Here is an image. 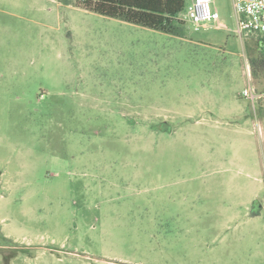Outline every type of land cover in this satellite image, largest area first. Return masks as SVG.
Here are the masks:
<instances>
[{"label":"rangeland","instance_id":"obj_1","mask_svg":"<svg viewBox=\"0 0 264 264\" xmlns=\"http://www.w3.org/2000/svg\"><path fill=\"white\" fill-rule=\"evenodd\" d=\"M215 5L223 25L177 35L0 0V264H264V77L245 48L264 32Z\"/></svg>","mask_w":264,"mask_h":264},{"label":"trees","instance_id":"obj_2","mask_svg":"<svg viewBox=\"0 0 264 264\" xmlns=\"http://www.w3.org/2000/svg\"><path fill=\"white\" fill-rule=\"evenodd\" d=\"M76 4L105 16L169 34L178 35V23L184 24L176 15L183 10L185 0H76ZM256 36L245 43L253 78L264 77V37Z\"/></svg>","mask_w":264,"mask_h":264},{"label":"built area","instance_id":"obj_3","mask_svg":"<svg viewBox=\"0 0 264 264\" xmlns=\"http://www.w3.org/2000/svg\"><path fill=\"white\" fill-rule=\"evenodd\" d=\"M235 14L234 31L242 38L252 33L264 32V0H231ZM176 18L184 22L187 19L192 22L195 28L199 26L207 27L205 21H215L218 26L220 22L217 8L214 7L212 0H188L182 11ZM249 81L251 73L248 71ZM244 96L254 101L258 94L254 91L251 82L243 91Z\"/></svg>","mask_w":264,"mask_h":264},{"label":"crops","instance_id":"obj_4","mask_svg":"<svg viewBox=\"0 0 264 264\" xmlns=\"http://www.w3.org/2000/svg\"><path fill=\"white\" fill-rule=\"evenodd\" d=\"M212 2H213L214 7L217 8L216 5H215V0H212Z\"/></svg>","mask_w":264,"mask_h":264}]
</instances>
